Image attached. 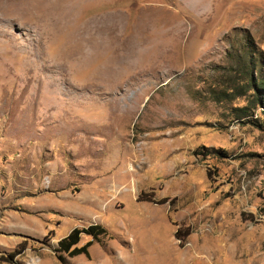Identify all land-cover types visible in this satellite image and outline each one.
<instances>
[{
	"label": "rangeland",
	"instance_id": "obj_1",
	"mask_svg": "<svg viewBox=\"0 0 264 264\" xmlns=\"http://www.w3.org/2000/svg\"><path fill=\"white\" fill-rule=\"evenodd\" d=\"M253 82L264 0H0V264H264Z\"/></svg>",
	"mask_w": 264,
	"mask_h": 264
},
{
	"label": "trees",
	"instance_id": "obj_2",
	"mask_svg": "<svg viewBox=\"0 0 264 264\" xmlns=\"http://www.w3.org/2000/svg\"><path fill=\"white\" fill-rule=\"evenodd\" d=\"M252 89L254 90L253 91V100L248 102L245 106H243L242 108H239V109H241V110L248 109V107L251 106V103H253L254 106L258 105V104L264 105V91L261 90L263 88L260 87L259 85L256 86V83L253 82L252 83ZM137 199L140 200V199H147V198H140L138 196ZM161 201L164 202L166 200L163 199ZM82 233L92 236L93 239L88 240L87 242H85L82 245H77L79 240H80V235ZM105 233H106L105 228L103 226H101L100 224H90V225L83 227V228L74 227L69 231V233L67 235H65L64 237L60 238L57 241V244H58L57 250L60 253H65L69 257L77 256L79 254H84L85 256L88 257V255H89L88 247L92 244V241L97 240L99 235H102ZM12 255H14V254H11L10 256H12ZM57 258L60 260V262L62 264H66L64 261V256L62 254H58Z\"/></svg>",
	"mask_w": 264,
	"mask_h": 264
}]
</instances>
